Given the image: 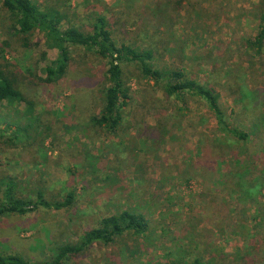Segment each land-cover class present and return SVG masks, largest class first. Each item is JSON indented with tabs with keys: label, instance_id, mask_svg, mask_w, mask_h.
Here are the masks:
<instances>
[{
	"label": "rangeland",
	"instance_id": "obj_1",
	"mask_svg": "<svg viewBox=\"0 0 264 264\" xmlns=\"http://www.w3.org/2000/svg\"><path fill=\"white\" fill-rule=\"evenodd\" d=\"M31 1L79 27L101 13L118 45L149 48L155 67L213 86L229 126L249 138L221 132L202 99L181 105L133 64L123 66L120 126L93 125L106 61L72 48L65 78L45 81L57 50L38 30L18 33L0 1V69L23 96L0 99V185L11 177L16 196L32 203L38 193L49 202L74 195L66 208L33 203L0 216V252L44 261L55 245L128 210L146 218L145 233L93 243L65 264H264V47L248 43L264 0ZM261 123L262 133L253 125Z\"/></svg>",
	"mask_w": 264,
	"mask_h": 264
},
{
	"label": "trees",
	"instance_id": "obj_2",
	"mask_svg": "<svg viewBox=\"0 0 264 264\" xmlns=\"http://www.w3.org/2000/svg\"><path fill=\"white\" fill-rule=\"evenodd\" d=\"M0 1L3 8L12 17L14 28L18 33L27 34L38 30L47 46L57 50L56 57L44 68L45 81L56 82L65 78L72 64V48H82L106 61V84L100 93L102 96L100 112L90 119L93 125L108 131H115L120 126L122 119L120 111L127 104L129 98V91L123 79V66L133 64L143 78L160 86L167 96L173 97L181 105L186 103L188 96L202 99L214 114L216 124L221 132L233 135L239 140L249 138L246 131L229 126L227 115L219 103V94L213 86H207L204 82L187 76L180 69L155 67L153 52L149 48L138 47L126 42H120L118 45L110 31L107 18L101 13H95L89 24L79 27L68 21L66 23L63 13L52 8L38 6L31 0ZM258 12V31L248 40L256 52H260L264 47V6L259 7ZM0 99L8 101L23 99L21 91L14 86V78L2 69H0ZM245 120L248 122V119L242 121ZM253 125L262 133V123ZM11 132L16 135L15 137L24 136V131L21 128ZM210 153H212L211 150ZM211 167V165H203L202 169L209 171ZM218 171L219 169L213 170V177H210L212 181L218 179L215 178L219 175ZM16 187L17 185L11 177L2 178L0 216L9 213L24 214L32 209L33 203L54 209L66 208L74 200L72 193H66L49 202L43 198L41 193H38L37 202L32 203L17 197ZM147 226L148 222L142 214L122 210L100 218L98 225L84 231L75 242L55 245L52 255L47 260H27L18 254L0 252V264H65L69 258L79 255L93 243L108 244L116 236L126 233L140 235L145 233ZM194 264H210V262L202 263L200 260H195Z\"/></svg>",
	"mask_w": 264,
	"mask_h": 264
}]
</instances>
